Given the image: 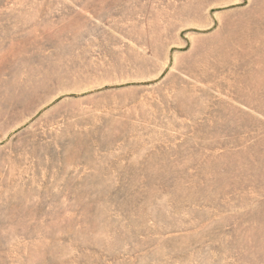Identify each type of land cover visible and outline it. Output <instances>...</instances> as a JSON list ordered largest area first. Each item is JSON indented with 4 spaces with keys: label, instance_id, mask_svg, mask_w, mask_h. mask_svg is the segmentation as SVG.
<instances>
[{
    "label": "rangeland",
    "instance_id": "rangeland-1",
    "mask_svg": "<svg viewBox=\"0 0 264 264\" xmlns=\"http://www.w3.org/2000/svg\"><path fill=\"white\" fill-rule=\"evenodd\" d=\"M0 264H264V0H0Z\"/></svg>",
    "mask_w": 264,
    "mask_h": 264
}]
</instances>
